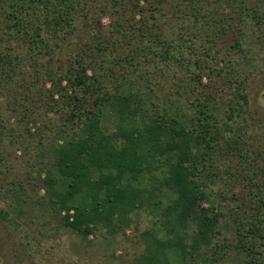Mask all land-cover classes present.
Masks as SVG:
<instances>
[{
    "label": "trees",
    "instance_id": "1",
    "mask_svg": "<svg viewBox=\"0 0 264 264\" xmlns=\"http://www.w3.org/2000/svg\"><path fill=\"white\" fill-rule=\"evenodd\" d=\"M253 24L264 28V8L250 0H0V143L35 152L50 210L83 240L149 215L134 264H264ZM217 84L223 99L207 92Z\"/></svg>",
    "mask_w": 264,
    "mask_h": 264
},
{
    "label": "rangeland",
    "instance_id": "2",
    "mask_svg": "<svg viewBox=\"0 0 264 264\" xmlns=\"http://www.w3.org/2000/svg\"><path fill=\"white\" fill-rule=\"evenodd\" d=\"M250 5L262 9L264 0H250ZM108 24L109 20L103 19V25ZM167 25L169 35L173 38L177 30L172 23ZM253 25H248L247 28L248 35L251 36L248 40L250 43L256 36H264V28L257 29ZM227 70L228 67L225 68ZM203 83L207 84L208 80L205 79ZM214 85L207 92H216V96L222 99L226 97V90L223 91L219 84ZM248 92L255 129L264 130V75L257 72L252 74ZM42 121L36 126H30L35 139L41 134L38 128L43 127ZM8 125L15 133L21 132L15 118H10ZM8 140L10 138L0 143V154L4 157L5 165L4 168L0 167V264H134L136 257L142 252L140 233L152 226L149 215L144 212L136 215L133 226L126 230L124 236L112 237L106 231H99L83 240L65 227L60 216L50 210L49 197L42 186L44 175L39 178L36 172L38 167L32 164L35 152L31 150L30 154L25 155L16 146L9 144ZM20 183L25 187L24 192L19 195L25 206L21 215L19 212L22 208L17 206V189ZM73 204H82L79 196L74 199ZM234 208L235 204L230 201L220 205V210L226 214L220 229L228 235L233 233V223L228 211ZM3 213L7 216H1ZM226 264L238 263L229 260Z\"/></svg>",
    "mask_w": 264,
    "mask_h": 264
}]
</instances>
